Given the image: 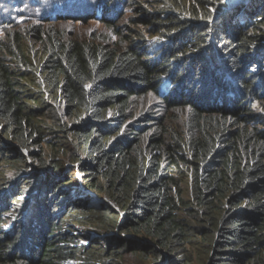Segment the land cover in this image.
<instances>
[{
  "label": "trees",
  "instance_id": "16d2710c",
  "mask_svg": "<svg viewBox=\"0 0 264 264\" xmlns=\"http://www.w3.org/2000/svg\"><path fill=\"white\" fill-rule=\"evenodd\" d=\"M144 1L0 0V161L17 176L35 169L21 148L42 141V108L62 104L82 117L66 132L82 151V183L98 195L75 193L66 176L18 179L0 197V264H193L187 246L197 237L200 264H264V130L252 127L264 107V4L156 0L162 8L151 12ZM119 17L129 18L126 32ZM63 21H95L114 34L66 37L53 24ZM27 37L39 45L38 67ZM33 76L38 98L24 85ZM147 98L164 119L138 116ZM168 112H181L182 125L169 124ZM187 179L209 229L179 214ZM9 181L1 177L0 188ZM74 225L104 234L75 237Z\"/></svg>",
  "mask_w": 264,
  "mask_h": 264
},
{
  "label": "rangeland",
  "instance_id": "374dc122",
  "mask_svg": "<svg viewBox=\"0 0 264 264\" xmlns=\"http://www.w3.org/2000/svg\"><path fill=\"white\" fill-rule=\"evenodd\" d=\"M162 2V0H160ZM224 1V0H223ZM228 4V9H238V7L243 6L246 7L250 5L253 2H260L264 4V0H225ZM91 2V0H89ZM144 5L142 6L143 9L147 11H156L159 8H162V5L159 1L156 0H146L143 2ZM259 12V11H258ZM257 12V13H258ZM256 13V14H257ZM129 14V13H128ZM255 14V16H256ZM127 16H131L130 14ZM141 16L140 12H136L134 14V19L137 20ZM129 18L122 20L121 17L116 18L115 24H118L119 28L126 32V27L129 26ZM36 27L39 26L40 23H32ZM53 24H56L61 31H64L67 35L66 37H77V38H89V37H103V38H111L113 36V30L103 26L101 23L95 22V21H86V22H69V21H63V22H55ZM43 25V24H41ZM134 27V25H132ZM136 28V27H135ZM147 30H151L150 26L146 27ZM7 29V28H6ZM148 34V33H145ZM148 42L155 43L156 39L158 37L155 36H149ZM35 39L33 37H27L24 41V47L28 51V56H30L31 63L38 67L39 63L42 62V60L38 57V50L39 45L36 47L34 44ZM167 43V41H161V45L157 44V46H164ZM35 46V48H34ZM159 48V47H158ZM264 50V48H263ZM262 65L264 70V58L263 63H259L257 66L260 67ZM256 66V67H257ZM257 67V70L258 68ZM38 77V76H37ZM36 76H33V78H28L27 81H24V85L26 87L27 92L30 94V98H33L36 96L38 98L37 94L40 93V87L38 86V82H40V79L38 80ZM37 78V79H36ZM170 84L169 82H165L164 88L162 90L163 93L169 89ZM161 96V95H160ZM44 99V98H43ZM149 99V100H148ZM144 100V99H143ZM139 101V111L138 116L140 114H146L147 117H157V118H163L165 117L166 112H161V109L159 108L158 104L155 103L153 99L147 98L144 101ZM146 101V102H145ZM151 101V102H149ZM46 102H49L48 104L51 105L50 99L46 98ZM44 109V115L37 119V122H39L40 126L43 128V131L45 132L42 141L39 143H34L32 146H30V151L27 149H22L19 145L14 143V141L10 138H5V146L6 147H16L21 148V151L25 155V163L30 164L32 166V170H23L19 173V175H16V171H14L10 165H5V162L0 161V179L1 177L8 176V179L10 180L7 185L4 186L0 190V197H5L7 195H11L15 192V183L19 179L22 181L23 179L30 178L36 182L35 185H39L40 181L37 180L35 177L40 176L43 178L44 175H51L53 177H56L57 179L64 180V176H66V179L72 178V183L74 184V187H76L75 193L78 191H82L85 188V184L82 183L83 178H85L84 174L80 172V170H77L79 168L80 164L84 161L82 151L78 149L77 142L74 137L71 136L68 132H66L67 128H70L73 125H80L82 121V117L77 119V116L69 114V112L66 110L64 105H56L53 104L52 108L50 110ZM258 116L256 117V121L252 123V127L256 126L259 130H264V107L262 104H259L258 106ZM168 120L170 121L169 124H172L173 126H180L182 125L183 118L181 112H168ZM171 114V115H170ZM186 114V113H183ZM35 142V141H34ZM13 161V158H11ZM60 165L63 164V167L65 170L61 174L56 173L54 170H52V165ZM41 173V174H40ZM41 178V179H42ZM74 179V180H73ZM19 181V182H20ZM37 182H39L37 184ZM183 199H185L188 204L186 206H183L180 210V216L187 220V222L191 223L194 227L199 229H206L209 227L205 224L206 219H204V216L201 215V208H199L197 205H195L193 200V191H192V184L190 179H187L185 183L183 184ZM86 189V188H85ZM30 190H24V194L19 197L18 201L23 202L22 206H24L27 201L30 198V192H27ZM85 191V190H84ZM87 193L96 196L95 193H93L90 190H87ZM98 196V195H97ZM96 196V197H97ZM99 198V197H98ZM102 202H108V198H99ZM19 206V205H18ZM186 207V208H184ZM189 209V211L185 209ZM20 211V210H19ZM18 213H16V217L18 216ZM26 213V212H25ZM17 221V220H16ZM7 228H11L12 225L7 224ZM67 226V224H66ZM71 231V234L75 237H86V235L93 234L94 237H101V233L104 234V232H99L95 227H88L85 225H74L72 227H67ZM114 234H118V232H114ZM199 234V233H196ZM136 236L133 234L131 235V238H135ZM138 239V237H137ZM132 240V239H131ZM192 243L187 246V249L190 252V258L193 262V264H200V261L205 260V256L203 253L206 251L204 238H192ZM80 246L88 245V242L85 239H80L78 243ZM124 264H132V262L129 259H125Z\"/></svg>",
  "mask_w": 264,
  "mask_h": 264
}]
</instances>
